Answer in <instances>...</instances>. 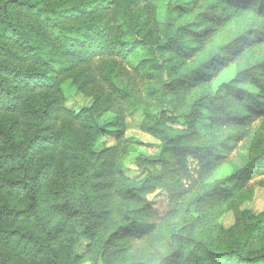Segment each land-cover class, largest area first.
<instances>
[{
    "label": "trees",
    "instance_id": "1",
    "mask_svg": "<svg viewBox=\"0 0 264 264\" xmlns=\"http://www.w3.org/2000/svg\"><path fill=\"white\" fill-rule=\"evenodd\" d=\"M263 176L264 0H0V264H264V211L238 209Z\"/></svg>",
    "mask_w": 264,
    "mask_h": 264
},
{
    "label": "rangeland",
    "instance_id": "2",
    "mask_svg": "<svg viewBox=\"0 0 264 264\" xmlns=\"http://www.w3.org/2000/svg\"><path fill=\"white\" fill-rule=\"evenodd\" d=\"M167 1L168 0H158V4H165ZM140 55V53H137L125 61H122L121 64L123 68H125V70L129 73L132 72V68L141 60ZM234 71V66H231L223 71L213 81V89H216L220 84L227 83L233 79ZM62 87L67 95V101L65 103L67 110L79 112L80 110L90 106L91 100L77 93L74 88L71 87L69 81H66ZM142 118L143 116L140 111H133L126 116L124 121L125 127L122 140L125 141L128 153L127 159L124 162V173L125 176L131 179H140L142 177V174L134 165V158L137 154L151 156L158 153V141L153 137L140 132L139 130ZM117 141V134L114 131H111L99 141L98 148L115 146ZM189 166L190 169L194 167L191 161L189 162ZM258 180L264 181V176ZM149 200L151 202L152 212L145 218V222L156 224L164 218L166 213L171 210V207L167 202L166 195L162 191H157L149 196ZM238 209L240 211H249L253 215H257L264 211V187H253L251 199L241 203L238 206ZM219 223L223 228L229 229L234 223V213L232 211L226 212L219 219ZM87 243L88 242L85 241L82 244V251H84Z\"/></svg>",
    "mask_w": 264,
    "mask_h": 264
}]
</instances>
